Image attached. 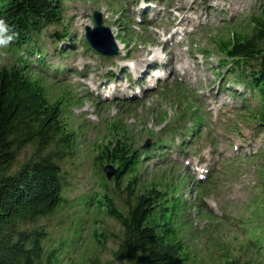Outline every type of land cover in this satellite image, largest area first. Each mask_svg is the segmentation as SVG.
<instances>
[{"label": "rangeland", "instance_id": "374dc122", "mask_svg": "<svg viewBox=\"0 0 264 264\" xmlns=\"http://www.w3.org/2000/svg\"><path fill=\"white\" fill-rule=\"evenodd\" d=\"M63 7V24L47 28L41 41L51 66L47 87L54 99L66 98L65 120L75 135L73 154L63 163L67 199L76 203L95 191L104 196L103 178L115 195L118 168L98 159L111 144L154 152L160 143L162 152L144 162L138 185L190 205L181 231L189 264H263L264 134L254 118L259 104L250 93L244 102L221 89L226 69L219 66L215 41L249 32L264 0H65ZM96 11L118 46L116 58L86 48ZM64 30L71 42L54 38ZM0 52L6 54L0 67L16 63L9 47ZM236 90L243 95L242 86ZM191 134L196 137H186L183 146ZM126 183L117 189L120 197L113 196L121 207ZM96 216L74 205L42 220L56 240L80 232V253L69 264L81 262L87 251L93 255L95 230L111 234L99 254L103 262L113 259L120 226L110 219L94 224Z\"/></svg>", "mask_w": 264, "mask_h": 264}, {"label": "trees", "instance_id": "16d2710c", "mask_svg": "<svg viewBox=\"0 0 264 264\" xmlns=\"http://www.w3.org/2000/svg\"><path fill=\"white\" fill-rule=\"evenodd\" d=\"M64 1L0 0V19L16 33L8 47L17 56L12 66L0 67V264H69L72 254L80 253V232L73 230L70 237L56 240L42 220L74 205L85 214L95 213L94 224L110 219L120 226L111 261L103 262L99 254L107 248L111 234L95 230L93 255L87 251L77 264H189V248L181 231L188 224L190 205L169 199L157 187L138 185L144 162L156 150L161 153L163 144H157L154 152L111 144L98 159L118 168L115 195L103 178L104 196L95 191L76 203L66 197L63 163L73 154L75 135L65 120L66 98L54 99L47 87L44 75L51 66L41 41L47 28L63 24ZM53 36L72 41L68 30ZM215 42L219 66L226 69L221 89L234 92L244 102L250 101L246 93L251 94L259 104L254 118L264 134V10L253 14L249 32L235 31ZM238 85L243 95L236 90ZM195 135L184 136L183 146L189 143L186 137ZM125 180L128 199L121 207L114 197H120L117 189ZM226 264L251 263L231 259Z\"/></svg>", "mask_w": 264, "mask_h": 264}, {"label": "water", "instance_id": "95a60500", "mask_svg": "<svg viewBox=\"0 0 264 264\" xmlns=\"http://www.w3.org/2000/svg\"><path fill=\"white\" fill-rule=\"evenodd\" d=\"M94 28L88 27L86 39L95 51L104 57H115L119 54L118 46L110 33L109 28L104 26V17L101 12H94ZM108 177L111 179L110 173Z\"/></svg>", "mask_w": 264, "mask_h": 264}, {"label": "clouds", "instance_id": "9594fccd", "mask_svg": "<svg viewBox=\"0 0 264 264\" xmlns=\"http://www.w3.org/2000/svg\"><path fill=\"white\" fill-rule=\"evenodd\" d=\"M16 33L11 31L4 19H0V49H6L13 42ZM0 57L6 58V54L0 52Z\"/></svg>", "mask_w": 264, "mask_h": 264}, {"label": "bare ground", "instance_id": "6f19581e", "mask_svg": "<svg viewBox=\"0 0 264 264\" xmlns=\"http://www.w3.org/2000/svg\"><path fill=\"white\" fill-rule=\"evenodd\" d=\"M146 10V9H145ZM122 46H125V43H123V42H119ZM124 48V47H123ZM122 47H121V50L123 49ZM152 70H154V68H152ZM151 70V71H152ZM104 84H107V83H104ZM103 88V87H102ZM108 88V87H107Z\"/></svg>", "mask_w": 264, "mask_h": 264}]
</instances>
